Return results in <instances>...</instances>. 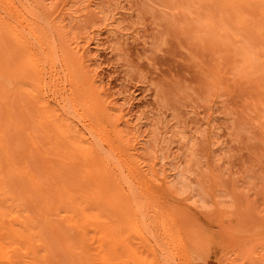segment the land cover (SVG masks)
<instances>
[{
	"label": "bare ground",
	"instance_id": "6f19581e",
	"mask_svg": "<svg viewBox=\"0 0 264 264\" xmlns=\"http://www.w3.org/2000/svg\"><path fill=\"white\" fill-rule=\"evenodd\" d=\"M97 3L0 0V264H199L201 247L175 213L196 205L173 187L166 164L160 170L142 152L154 138L149 113L133 112L132 92L115 97L96 68L100 34L134 33L123 29L121 4L110 3L115 14ZM129 8L165 29L161 42L178 38L218 89L253 86L246 101L264 109V0H130ZM76 21L98 27L79 34ZM170 129L163 136L179 150V173L181 138Z\"/></svg>",
	"mask_w": 264,
	"mask_h": 264
},
{
	"label": "rangeland",
	"instance_id": "374dc122",
	"mask_svg": "<svg viewBox=\"0 0 264 264\" xmlns=\"http://www.w3.org/2000/svg\"><path fill=\"white\" fill-rule=\"evenodd\" d=\"M117 1L113 2L119 6L123 1L127 6L121 4L123 11L130 7V0H119L120 4ZM98 2L97 10L105 8L113 12L116 9V14L120 9L111 8L110 0ZM122 10L118 13L123 14L119 18L125 33L151 34L145 35L152 40L146 45L149 49L144 53L145 36L134 35V38L133 33L132 38L128 35L124 40L123 31L124 39L113 41L100 24L99 28L104 30L98 36L102 48L94 67L115 97L120 91H126L127 95L132 92L134 113L144 110L149 113L147 128L153 130L154 138L148 145L146 142L142 152L149 161L158 160L159 169L166 164L171 176L174 173L169 177L173 187L196 205L198 213L180 205L175 206V213L184 230L193 235L201 247L197 254L199 264L244 261L264 264V109L258 112L246 101L255 88L249 86L242 91L223 82L218 89L200 67L188 59L178 38L171 34L166 42H161L165 29H153L149 15L137 18L131 8L129 13H121ZM124 13L133 18L125 17ZM79 22L76 21L79 34L86 30L87 34L95 27ZM80 28H83L82 33ZM94 46L91 40L93 52L96 51ZM147 55L153 65L148 63ZM201 58L204 65L211 66L208 54H201ZM127 110L126 106L124 111ZM167 128L181 138L184 159L179 173H176L178 169H173L177 162L172 158L179 150L175 143L171 144V139L164 138Z\"/></svg>",
	"mask_w": 264,
	"mask_h": 264
}]
</instances>
